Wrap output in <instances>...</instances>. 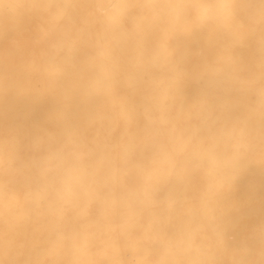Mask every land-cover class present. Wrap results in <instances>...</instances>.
Masks as SVG:
<instances>
[{"label": "snow or ice", "instance_id": "6c2138e0", "mask_svg": "<svg viewBox=\"0 0 264 264\" xmlns=\"http://www.w3.org/2000/svg\"><path fill=\"white\" fill-rule=\"evenodd\" d=\"M0 264H264V0H0Z\"/></svg>", "mask_w": 264, "mask_h": 264}]
</instances>
